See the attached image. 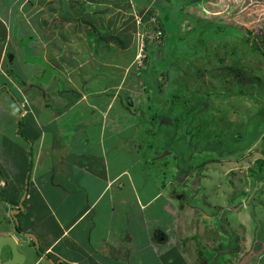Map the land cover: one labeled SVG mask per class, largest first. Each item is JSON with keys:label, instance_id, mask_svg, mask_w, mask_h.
<instances>
[{"label": "rangeland", "instance_id": "obj_1", "mask_svg": "<svg viewBox=\"0 0 264 264\" xmlns=\"http://www.w3.org/2000/svg\"><path fill=\"white\" fill-rule=\"evenodd\" d=\"M157 5L167 7L175 17L183 16L178 55L188 50L197 55L180 61L172 77L159 75L160 92L144 83L155 75L144 61L146 38L151 44L152 38L156 41L158 57L163 54L158 35L150 29V22L161 16ZM2 14L8 41L0 25V56L4 47L9 55L0 64V85L9 86L14 98L3 97L0 90V182L7 179L9 193L13 189L25 192L23 171L31 166L39 141L36 137L42 134L38 119L31 114L23 117L24 111L31 109L34 117L39 113L52 117L57 108L67 110L54 105L55 96L69 93L73 82L80 100L87 93L91 102L101 98L104 101L100 102H106L117 95L123 102L118 109L137 113L138 120L131 123L138 134L131 154L143 168H134L141 196L146 193L145 189L142 192L143 179L151 181V196L172 184L167 194L174 195V202L169 203L173 208L165 210L163 198L158 197L151 207V222L142 219L128 228L129 244L137 254L131 264H162L168 254L175 255L183 247L185 256L175 257L171 264H264V0H143L141 4L136 0H0ZM83 18L93 19L100 30L97 37L86 31ZM198 24H204L201 35ZM217 26L229 30L225 39ZM112 36H122L121 44L126 37L129 41L122 46ZM6 72H13L9 76L13 78ZM177 86L185 90L173 92ZM205 89L213 95L209 104L187 119L192 100ZM164 91L173 103L169 117L161 122L160 112L170 104L163 107L166 103L159 100ZM185 98L189 102L181 119L173 105L185 104ZM8 102L13 105V116ZM46 102L51 108H45ZM135 113L126 112L120 123L135 119ZM79 114L66 113V117ZM74 135L66 133L62 140L72 144ZM221 142L234 149L232 154L220 155L216 146L222 147ZM18 144L23 152L18 151ZM132 156H126L128 165ZM4 196L0 188V198ZM127 202L136 214L144 213L135 201ZM154 217L173 231L169 240L176 248L165 247L160 259L152 256ZM19 222L17 217L15 223Z\"/></svg>", "mask_w": 264, "mask_h": 264}, {"label": "crops", "instance_id": "obj_2", "mask_svg": "<svg viewBox=\"0 0 264 264\" xmlns=\"http://www.w3.org/2000/svg\"><path fill=\"white\" fill-rule=\"evenodd\" d=\"M6 49L1 50L0 64L9 55ZM6 73L9 79L13 78L9 77L12 72ZM70 84L69 93H58L54 104L56 107L62 105L67 110L57 108L52 117H46L45 113L34 117L31 109L23 113V117L31 114L35 120L38 119L42 134L36 137L39 141L32 155L31 166L23 171L27 179L25 192L13 189L9 193L7 179L0 182L1 191L5 193L0 198V235H11L19 241V250L27 257L24 264H131V259L136 258L137 254L129 244L131 231L128 228L142 219H146L148 224V220L151 222V207L158 197L163 198L165 210H169V206L173 208V204L169 203L174 202V195L168 197L167 194L172 184L164 185L151 196V181L143 179L142 192L145 189L146 193L141 196L135 185L134 168L136 166L142 171L143 168L138 158L131 154L135 152L131 146H135L133 138L138 135L134 134L137 131L131 123L138 120L137 113L125 107L119 110L123 102L117 95L106 102H100L104 101L103 98L91 102L87 93L82 102L79 88L74 90L77 86L73 82ZM0 90L3 97L8 94L10 100H14L9 86L1 83ZM50 96L53 97L52 94ZM45 104L47 109L52 106L49 102ZM8 106H11L13 116V105ZM76 111H81V114L75 118L66 117V113ZM125 111L135 113L136 118L131 121L126 119L121 124ZM31 124L28 126L33 129L35 125ZM128 128H131L130 132ZM71 131L75 135L72 144H69L70 141L62 139ZM19 145L18 151L23 152ZM136 152L138 155V149ZM128 154L133 158L132 163L129 162L131 165L125 162ZM24 195L26 197L20 200ZM128 199L135 201V206L137 204L144 213L136 214L135 209L127 207ZM14 216L20 220L19 224L15 223ZM157 221L154 217L151 247L152 256L160 259L166 252L165 247L170 250L175 248V244H170L169 240L173 231ZM183 222L182 228L185 227ZM17 225H21L23 232L17 229ZM24 233L34 234L38 244ZM183 249L177 251L175 248L176 256L168 254L162 264H171L177 256L184 257ZM128 250H131L130 254ZM3 257L6 258L7 253Z\"/></svg>", "mask_w": 264, "mask_h": 264}, {"label": "trees", "instance_id": "obj_3", "mask_svg": "<svg viewBox=\"0 0 264 264\" xmlns=\"http://www.w3.org/2000/svg\"><path fill=\"white\" fill-rule=\"evenodd\" d=\"M118 1V0H117ZM136 1H138L140 4L143 2V0H136ZM148 3V2H147ZM68 6H71V5H68ZM77 6H79V5H77ZM158 6V9H159V11H160V14H161V16L159 17V20L157 21L156 19L154 20V21H151L150 23H151V27H150V29L152 30V31H154V33L156 34V35H158V38H157V41L159 42V41H161L160 43L163 45V54H162V56L161 57H158V55H157V49H156V45H155V43L154 42H156V41H154V38H152V44H154V46L151 44V42L149 41V38H146V43H147V45L145 46V52H146V55H145V62H146V66L148 67V68H150L153 72L155 71V75H154V78L153 79H148V80H144V83H145V86H148L150 89H152V91H154V90H157L158 91V84H159V81H158V76L159 75H163V76H165L166 77V75L167 74H170L169 76H168V78H170V77H172L174 74H173V72H175V74L177 73V71H178V64H179V62L180 61H184V60H186V61H189V59H192V58H194V57H197V55H196V51L194 52V50H193V52L194 53H190V51L188 50L187 51V54L185 55V54H180V55H178V53L180 52V50H182V49H180L179 48V46H180V44H181V41H182V39L179 37V35H181V23H182V20H183V16L182 15H179L178 14V16H176L175 17V15L173 14L172 15V11L171 10H168L167 9V7H165V6H161V5H157ZM62 7H65L66 9H70V7H66L65 5H62ZM80 7L81 6H79V10H82V9H80ZM89 7V6H88ZM90 8V7H89ZM62 10V9H61ZM62 12H63V10H62ZM2 13V12H1ZM63 13H65V12H63ZM2 16H3V14L0 16V25L3 27V29H4V32L2 31V30H0L1 32H3L4 33V35H5V37L7 38V34L8 33H6V31H7V25L2 21ZM182 16V17H181ZM5 18H7V16L5 17ZM65 18V17H64ZM93 20V19H92ZM92 20H84V18L82 19V21H85V24L88 26L87 28L88 29H86V31H89L90 32V35L92 34V35H96V37H97V35H98V33L100 32V30L98 29V28H96L95 26H97L95 23H94V21H92ZM104 20H106L107 21V19H105L104 18ZM150 20V19H149ZM84 24V25H85ZM78 25H80V24H78ZM198 26V27H197ZM196 26V28H197V30H198V33H199V35H201V33L203 32V28H204V24H198ZM16 27H18V26H16ZM102 29L103 30H106L107 32H109L110 31V29L108 28V27H104V26H102ZM216 29L219 31V32H221L220 33V35H221V39H225V32L227 31H229V30H226L225 28H223V27H221V26H217L216 27ZM85 30V29H84ZM201 30V31H200ZM17 31V30H16ZM15 33H19V31H17V32H15ZM176 35L177 36V38L179 39H175L174 40V38H173V36L172 35ZM14 36L16 37L17 35L16 34H14ZM99 36H101L102 37V39L103 40H107V38L105 37V36H103V35H99ZM176 36H174V37H176ZM32 37V36H31ZM122 37V36H121ZM121 37H117V38H115L114 36H112L111 38H114V41H115V43H119V44H121V41H120V39H121ZM213 37V36H212ZM10 38H12V37H10ZM96 40V39H95ZM129 41V39L126 37V39H125V44H121L122 46H124V45H127L126 44V41ZM242 41H243V39H241ZM202 41H204V40H202ZM214 41H216V40H214ZM247 41V40H246ZM12 42V41H11ZM108 42H111V39H109L108 40ZM18 43V42H17ZM94 43H96L95 41H94ZM19 44V43H18ZM18 44H16V45H18ZM19 46V45H18ZM22 46V45H21ZM255 48V49H254ZM253 48V50L254 51H259V49L258 48H256V47H254ZM98 51V50H97ZM99 51H100V49H99ZM98 51V52H99ZM202 53V52H201ZM183 55V56H182ZM173 57H175L176 59H173ZM182 57V58H181ZM15 58V57H14ZM147 58V59H146ZM171 58V59H170ZM171 60H172V62H171ZM165 63V64H164ZM235 63L236 64H242L241 63V60L239 61V60H236L235 61ZM243 67L245 66L244 64L242 65ZM153 68H154V70H153ZM164 70L166 71V72H164ZM164 73H166V74H164ZM12 76H13V72H12ZM185 90V88H182V87H175V90L173 91V92H175V93H181V92H183ZM207 90L208 89H205L201 94H200V96H198V99L194 102L193 100H192V103H194L193 104V106H191L190 108H189V110H187V112H186V117H188L187 119H189L190 118V116L192 117V118H194V116H195V114L196 113H198L199 111H201V109H202V107L204 106V105H207V104H209L208 103V98L210 97V96H213L212 94H210L209 92H207ZM158 92H160V91H158ZM158 95H159V93H158ZM220 95V94H219ZM159 97L161 98V99H159L160 101H163V102H165L166 104L165 105H163V107L164 106H166L167 105V103H170V100H171V96H169V93H166L165 91H164V95H159ZM167 97H169L168 99H167ZM189 100H191V99H189ZM184 102H185V104H178V105H173L174 106V108H175V113H176V116L178 117H180L181 119H182V114H181V111L183 110V108H185V107H187L186 106V104H187V102H189L186 98H185V100H184ZM172 103H173V101H171V103L170 104H168L169 106L168 107H164V109H163V111L162 112H160L161 113V122H163V119H166L167 120V118H164V117H166L167 115V117H169V109H170V105H172ZM190 105V104H189ZM197 108V109H194V108ZM151 110V109H150ZM194 110H196V112H194ZM155 115V114H154ZM191 118V119H192ZM171 119V118H170ZM191 119L189 120V122L191 121ZM166 120H165V122H166ZM172 121V120H171ZM187 121V120H186ZM188 122V121H187ZM188 122V123H189ZM220 144V143H219ZM221 146L222 147H220V145H217L216 146V148L218 149V152L220 153V155H222L223 153H225V152H227L228 154H232V152L234 151V149H228V147H227V144L226 143H223V142H221ZM227 147V148H226ZM248 147V146H247ZM246 147V148H247ZM15 221V220H14ZM17 229L18 230H20L21 232H23V228L21 227V225H17ZM39 252H41V251H39ZM42 253V252H41ZM62 264H67V263H64V262H61Z\"/></svg>", "mask_w": 264, "mask_h": 264}, {"label": "water", "instance_id": "obj_4", "mask_svg": "<svg viewBox=\"0 0 264 264\" xmlns=\"http://www.w3.org/2000/svg\"><path fill=\"white\" fill-rule=\"evenodd\" d=\"M20 207H22L21 203ZM14 219L16 220L17 217L14 216ZM24 234L28 235L29 233ZM28 236L34 239L35 244H38V238L34 234L31 233ZM8 252L10 254L9 257L4 258V253L8 254ZM26 260L27 257L19 250V241L15 237L11 235H0V264H24Z\"/></svg>", "mask_w": 264, "mask_h": 264}, {"label": "flooded vegetation", "instance_id": "obj_5", "mask_svg": "<svg viewBox=\"0 0 264 264\" xmlns=\"http://www.w3.org/2000/svg\"><path fill=\"white\" fill-rule=\"evenodd\" d=\"M180 201H181V202H184V201H185L184 196H183V199H181ZM9 255H10V254H9V252H8L7 257H9ZM7 257H6V258H7Z\"/></svg>", "mask_w": 264, "mask_h": 264}, {"label": "clouds", "instance_id": "obj_6", "mask_svg": "<svg viewBox=\"0 0 264 264\" xmlns=\"http://www.w3.org/2000/svg\"><path fill=\"white\" fill-rule=\"evenodd\" d=\"M5 258V257H4ZM4 258H3V260H4Z\"/></svg>", "mask_w": 264, "mask_h": 264}]
</instances>
